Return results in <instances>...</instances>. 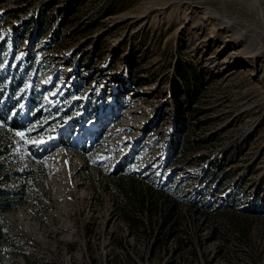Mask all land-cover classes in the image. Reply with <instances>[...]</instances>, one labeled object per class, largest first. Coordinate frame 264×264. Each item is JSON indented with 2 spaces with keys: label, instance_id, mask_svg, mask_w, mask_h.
Here are the masks:
<instances>
[{
  "label": "rangeland",
  "instance_id": "obj_1",
  "mask_svg": "<svg viewBox=\"0 0 264 264\" xmlns=\"http://www.w3.org/2000/svg\"><path fill=\"white\" fill-rule=\"evenodd\" d=\"M3 37L24 125L0 121L17 192L4 264H264V214L188 212L199 184L214 203L264 199V0H0ZM224 153L213 188L194 157ZM179 181L177 233L153 252L165 229L138 200Z\"/></svg>",
  "mask_w": 264,
  "mask_h": 264
},
{
  "label": "trees",
  "instance_id": "obj_2",
  "mask_svg": "<svg viewBox=\"0 0 264 264\" xmlns=\"http://www.w3.org/2000/svg\"><path fill=\"white\" fill-rule=\"evenodd\" d=\"M18 12H22L25 10L24 7H19L17 9ZM43 10L37 11V13L34 15V17H31L27 24H34L36 29L38 28V24L43 22L44 19ZM17 31V27L12 30V37H15ZM7 41V37H3L0 41V68L3 66V64H9L6 60L3 58V50L5 47ZM15 47V46H14ZM10 62V60H9ZM20 62L14 64L13 73L10 71L8 76L5 78L3 73L0 74V99L3 101V103L0 101V121H2L5 126L12 128L13 130H19L23 128V124L19 122L17 117H10L11 111L16 110L18 107V102L14 99V101H11V97L13 96L14 91L16 90L17 82L20 84V81H17L16 77V71L18 70V67H20ZM10 65V64H9ZM25 71L31 70V65H25L24 66ZM29 109H32V103H27ZM40 103L38 102L37 108L35 109L36 112H40ZM181 125H185V123L177 122L175 123V130L174 133L169 136V150L172 158H175L177 154L179 155V151H181L182 143V136L180 127ZM7 146L1 144L0 145V156H6L5 153L7 152ZM228 154L224 153L216 157H206L204 154H199L198 156H195L194 158L197 160L198 163L202 161H207L206 168L209 170V174L211 177L209 178V181L215 182L216 181V169L222 168V165L226 162ZM215 172V173H214ZM14 175L13 173H9L4 169V165L0 162V264H4L3 257L6 249V243L7 241H10V236L7 233V227L4 220V212L10 210L14 202L17 198V192L13 189H10L8 187H3L2 184L9 181ZM226 176L223 175L221 178H224ZM208 177V176H207ZM220 180V179H219ZM172 181V180H171ZM170 181V182H171ZM201 181V180H200ZM218 183V180L215 182V185L213 188L216 187V184ZM183 183L182 181H179L175 184L174 188V198L173 199H167L163 198L161 201H159L158 198L156 199H148L149 196H151V193H144L139 198V203L142 205L141 208H139L142 212H148V219L150 221V227L153 225V221L157 222L159 229L163 230L165 229L164 233L161 231L155 232L152 238L151 242V250L154 252L157 248V245L161 242V240L167 241L169 238H172L176 235V224L178 223L177 219L181 215H183V209L179 205V199H182L180 194H177L178 190L182 187ZM206 185L197 187V190L194 192L195 194H192L193 201H191L190 206L188 207L189 216L191 218H194L193 215L196 214L197 216H207V215H214L217 216V214H223L224 216L228 214V212L235 213H241V214H264V199H260V195L257 193L255 201H249L248 203L244 204L243 206H237L235 201L232 200L231 194L228 193V197L223 202L214 203V200L209 199L207 196L208 189L205 188ZM233 187V186H232ZM231 191V190H230ZM216 192V190H215ZM177 197V198H176ZM232 200V201H231ZM154 212V213H152ZM153 214H158V216L153 220L152 216ZM193 214V215H192ZM132 217L137 218L136 214H131ZM177 218V219H176ZM126 220H131L130 217H126ZM243 230V228H242ZM240 237H243L241 230H237ZM182 242H189L191 245V250L197 256L196 252V244L192 241H188L186 239L178 238L177 244H180ZM197 264H200L198 260Z\"/></svg>",
  "mask_w": 264,
  "mask_h": 264
},
{
  "label": "snow or ice",
  "instance_id": "obj_3",
  "mask_svg": "<svg viewBox=\"0 0 264 264\" xmlns=\"http://www.w3.org/2000/svg\"><path fill=\"white\" fill-rule=\"evenodd\" d=\"M20 135H22V134H20Z\"/></svg>",
  "mask_w": 264,
  "mask_h": 264
}]
</instances>
